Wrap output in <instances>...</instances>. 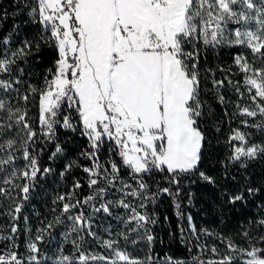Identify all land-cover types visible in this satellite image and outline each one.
<instances>
[{
	"label": "snow or ice",
	"instance_id": "snow-or-ice-1",
	"mask_svg": "<svg viewBox=\"0 0 264 264\" xmlns=\"http://www.w3.org/2000/svg\"><path fill=\"white\" fill-rule=\"evenodd\" d=\"M29 7L33 22L42 26L39 40H26L14 50L9 48L10 35L0 40V206L7 203V211L0 214L10 221L7 229H0V242H5L0 247V264H158L151 255L155 237L146 228L157 220L146 208L162 195L175 199L181 178L199 169L205 143L198 123L204 108L199 69L203 51L243 49L227 70L232 73L234 67L240 80L226 75L213 79L212 88L220 103L225 97L219 89L226 83L240 99L246 97L248 105L236 106L237 113L246 117L242 125L264 131V0H34ZM6 16L5 12L0 18ZM41 42L55 50L56 59L46 71L42 88L29 83L22 92L25 68L21 64L27 63L33 47L39 51ZM36 97L34 126L28 102ZM61 129L79 131L87 139L88 148L80 155L89 164L71 161L60 176L73 167L81 168L93 191L79 199L77 190L83 185L76 180L67 192L58 194L53 203L59 205L60 215L29 235L21 251L17 222L38 180L54 171L41 166L46 146L55 145L49 160L64 151L57 142ZM248 135L234 129L228 138V159L241 162V167H247L244 159L264 155V145L250 144ZM105 143L119 162L101 163ZM122 169L127 180L121 178ZM155 173L163 174L175 193L159 185L153 191L145 177ZM199 176L216 183L204 172ZM110 191H118L120 198L106 199ZM261 191L246 186L225 195L227 203L236 205ZM93 201H99L98 206ZM85 205L109 216L112 208L124 209L128 215L121 219L126 226L133 225L128 232L145 230L149 254L143 259L132 257L115 239L102 241L109 255L84 250L83 234L96 236L91 217L82 210ZM175 206L179 209L178 203ZM259 207L261 215L242 233L247 246L223 236L219 237L223 251L215 245L196 244L200 254L192 257V264H264V204ZM61 216L71 222L65 240L74 237L70 240L74 251L65 254L61 247L49 257L40 245L63 222ZM188 221L195 234L190 216ZM183 233L181 228L182 237ZM120 235L128 239L127 233ZM206 252L211 256L203 259ZM159 264L187 262L165 257Z\"/></svg>",
	"mask_w": 264,
	"mask_h": 264
},
{
	"label": "trees",
	"instance_id": "trees-1",
	"mask_svg": "<svg viewBox=\"0 0 264 264\" xmlns=\"http://www.w3.org/2000/svg\"><path fill=\"white\" fill-rule=\"evenodd\" d=\"M34 5V0H0V40L11 36L9 48L14 50L21 47L24 41L35 42L42 35V26L34 23L29 15L30 7ZM243 51L241 48L219 47L209 48L202 52L199 64L201 74V100L204 104L203 115L199 118V125L205 136V143L202 150L199 169L193 174L181 178L180 195H162L154 202L147 204L146 211L149 216L157 220L155 224L146 226L148 232L154 237L155 241L151 245V255L158 262H162L165 257L181 259L192 264V257L199 255V249L195 247L198 238L205 236L207 232L208 244L215 245L217 248H224L219 237H230L241 247L247 246L242 233L249 227L250 221L261 215V204H264V155L258 156L254 160L244 159L242 162L247 167H241V162H230L228 157L231 154V146L228 138L234 129L249 134L250 144L264 145V131L255 128L244 127L241 123L246 117L237 113V104L242 107L247 98L240 99L233 88L227 83L219 93L223 94L225 100L220 103L217 99V90L212 88L213 79H223L229 75L233 81L240 80V76L227 70L232 65L233 56ZM56 59L55 50L41 42L39 51L33 47V54L28 57L23 77L25 83L20 85L21 91H25L27 84H32L37 88L44 86V77L48 68H51ZM209 69L211 71H209ZM224 69L225 71H220ZM243 90V89H242ZM15 103V100L13 101ZM21 103H23L21 101ZM38 97L30 98L28 102L29 116L35 126L38 117ZM252 123L251 118H247ZM59 142L64 149L63 153L55 159L49 160L51 152L55 150L54 144H48L45 152L40 157L42 167H51L53 172L41 177L34 190L30 192V198L25 203L21 213L18 241L23 251V242L29 235L34 236L37 230L44 227L48 222L53 221L60 215L59 205L53 201L58 194L67 192L74 181L79 180L83 187L77 190L78 198L83 199L93 190L87 186V174L81 168L73 167L63 177L60 173L64 171L65 165L71 161H77L80 165H88L89 161L81 157L80 153L88 148V141L81 136L79 131L72 132L61 129L58 132ZM109 159L119 162V157L112 155L108 143H105L100 152V161L104 163ZM204 172L212 176L216 183L209 184L199 176ZM121 178L128 179L126 170H121ZM151 185L153 191L157 185L160 187H171L175 193V186H170L163 177V174L155 173L150 177H145ZM246 186L261 188L262 191L255 197H248L243 204L231 205L227 203L225 193L232 194L243 191ZM118 191H110L106 195L108 200L120 198ZM131 200L132 198H128ZM97 204L99 201H93ZM138 203V201H133ZM179 204V209L176 204ZM56 211H53V209ZM86 216L91 217L92 231L96 236L91 237L84 233L83 249L94 253L103 250L102 241L107 239L118 240L121 247L132 257L143 259L149 254V244L143 238L144 229L136 232H128L133 225H125L121 218L127 217V213L122 208H112V215L103 212L95 213L89 205L82 209ZM7 211V203L3 202L0 206V213ZM143 211V210H142ZM177 211L181 216H177ZM75 214V211L72 213ZM27 217L25 222L24 217ZM191 217V224L195 226L196 233L193 234L189 227L188 217ZM63 221L55 225L50 230V235H46L44 243L40 245L41 252L49 257H54L57 249L63 248L65 254H72L74 249L69 237L65 240V234L70 231L71 222L64 216ZM9 217L0 214V229H7ZM181 228L184 229L183 237ZM121 233H127L128 239L125 240ZM135 241V243H133ZM0 242V247L3 246ZM191 249V251L189 250ZM205 256L203 255L202 258Z\"/></svg>",
	"mask_w": 264,
	"mask_h": 264
},
{
	"label": "rangeland",
	"instance_id": "rangeland-1",
	"mask_svg": "<svg viewBox=\"0 0 264 264\" xmlns=\"http://www.w3.org/2000/svg\"><path fill=\"white\" fill-rule=\"evenodd\" d=\"M249 103H250V102L247 100L244 106L248 105ZM198 239H199V240H198V243L201 244V245H206L208 248H210L211 246H213V245H211V244H208V241H209V240L207 239V234H206L205 236H202L201 238H198ZM119 246H120L121 249H123V248L121 247V244H120V243H119ZM218 249L221 250V251L224 250V248H223V249L218 248ZM123 250H124V249H123ZM97 254L109 255L110 253H109V251H108L106 248H103V250L100 251V252L97 253ZM204 256H205L204 258L207 259V258H209V257L211 256V253H210V252H206V253L204 254Z\"/></svg>",
	"mask_w": 264,
	"mask_h": 264
}]
</instances>
